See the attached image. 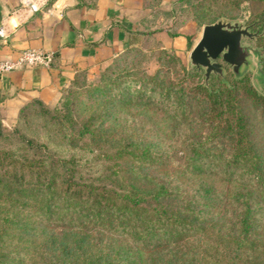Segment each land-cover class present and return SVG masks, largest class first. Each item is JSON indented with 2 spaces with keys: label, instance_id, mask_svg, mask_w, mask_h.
Masks as SVG:
<instances>
[{
  "label": "trees",
  "instance_id": "1",
  "mask_svg": "<svg viewBox=\"0 0 264 264\" xmlns=\"http://www.w3.org/2000/svg\"><path fill=\"white\" fill-rule=\"evenodd\" d=\"M214 3L256 7L247 22L258 32L259 88L225 64L204 85L201 70L162 49L161 68L103 98L96 115L79 118L71 99L85 73L61 89L59 108L31 99L10 129L0 113V264H264V151L240 104L264 113V0L194 6ZM133 102L159 106L172 130L192 114L204 133L182 134L180 154L158 152L116 118L112 103ZM165 166L189 188L147 172Z\"/></svg>",
  "mask_w": 264,
  "mask_h": 264
},
{
  "label": "rangeland",
  "instance_id": "2",
  "mask_svg": "<svg viewBox=\"0 0 264 264\" xmlns=\"http://www.w3.org/2000/svg\"><path fill=\"white\" fill-rule=\"evenodd\" d=\"M213 1L211 0L212 3ZM194 2L195 0H191L190 4H182L176 0L128 1L125 25L129 28L130 43L111 58L106 65L88 77L85 86L80 90V94L71 98L73 102H76L74 109L77 110L79 118H83L90 113L98 114L102 110L101 102H103V98L112 99L115 97L121 85L131 90L138 86L137 79L142 74L151 75L160 69L158 55L160 58L161 54L159 51L162 49L176 55L186 68L191 67L188 54L200 37L204 22H207L212 16L218 15L216 20L231 19L239 21L243 25H249L247 16L249 12L256 9L255 6L246 3H241L232 10H225L218 3L212 4L210 8L201 9L194 6ZM220 11H223L225 15L219 14ZM198 13L203 16L202 19L196 18ZM226 15L229 17H226ZM250 31L255 30L250 27ZM255 39L256 37L253 40L243 38L241 41L252 48H257ZM249 60L251 63L245 74H248L251 82L259 88L257 80L260 79V76L256 71V59L249 57ZM216 61L220 63L223 69L225 64L231 71L230 67L220 57ZM172 67L178 68V64L174 63ZM200 70L203 72L202 69ZM166 75L169 77V74ZM104 85L106 86L104 87ZM240 104L248 120L255 127L254 139L257 145L264 151V113H260L253 108L249 101L244 99L240 101ZM60 105L61 101L58 100L56 105L52 107L59 108L61 107ZM112 105L113 109H119L115 113L116 118L126 123L133 137L151 143L154 150L158 152L180 154L181 150L178 141L181 139L182 134L190 132L194 139H198L204 133V129L193 121L192 114H188L185 119L174 120L183 121L174 128L176 129L175 132L171 128V119L166 117L159 106L133 102L120 109L119 105L115 103H112ZM2 125L10 129L14 122L12 125L3 123ZM175 171L176 168L174 166L147 170L149 174L169 183V185L176 184L180 188H189L187 183L172 177ZM212 183L218 189H221L224 185L217 180L212 181Z\"/></svg>",
  "mask_w": 264,
  "mask_h": 264
},
{
  "label": "crops",
  "instance_id": "3",
  "mask_svg": "<svg viewBox=\"0 0 264 264\" xmlns=\"http://www.w3.org/2000/svg\"><path fill=\"white\" fill-rule=\"evenodd\" d=\"M0 0V60L14 58L27 48L52 54L47 67L24 66L0 74L1 121L12 125L18 109L31 99L49 106L58 102L61 89L78 73L92 76L117 52L129 45L125 25L129 0Z\"/></svg>",
  "mask_w": 264,
  "mask_h": 264
},
{
  "label": "water",
  "instance_id": "4",
  "mask_svg": "<svg viewBox=\"0 0 264 264\" xmlns=\"http://www.w3.org/2000/svg\"><path fill=\"white\" fill-rule=\"evenodd\" d=\"M258 32L250 31V25L231 19H218L202 26L200 37L191 48L188 59L192 67L200 70L207 84L209 75L224 76V69L216 60L218 57L226 63L235 78L245 74L251 61L256 59V71L259 72V50L242 43L243 38L253 40Z\"/></svg>",
  "mask_w": 264,
  "mask_h": 264
},
{
  "label": "built area",
  "instance_id": "5",
  "mask_svg": "<svg viewBox=\"0 0 264 264\" xmlns=\"http://www.w3.org/2000/svg\"><path fill=\"white\" fill-rule=\"evenodd\" d=\"M20 4L24 5L27 3L30 12L38 10V6L34 1L30 0H19ZM5 37V31L2 23H0V38ZM52 59V54L45 52L41 49L27 48L21 50L14 58H7L0 60V74L9 72L13 69L24 67V66H44L47 67Z\"/></svg>",
  "mask_w": 264,
  "mask_h": 264
}]
</instances>
